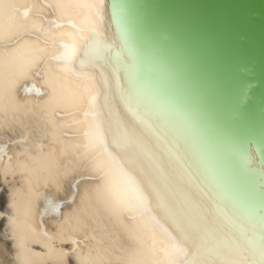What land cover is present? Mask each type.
Returning <instances> with one entry per match:
<instances>
[{
    "label": "bare ground",
    "instance_id": "bare-ground-1",
    "mask_svg": "<svg viewBox=\"0 0 264 264\" xmlns=\"http://www.w3.org/2000/svg\"><path fill=\"white\" fill-rule=\"evenodd\" d=\"M5 4L15 7H6L0 21V264H157L165 242L160 228L174 232L158 195L165 202L203 204L234 258L250 255L264 203L251 199L184 114L146 84L106 7L112 50L103 77L97 73L99 103L105 124L118 118L137 131L143 152L134 167L152 181L144 188L160 227L128 213L117 217L103 205L96 193L99 173L92 168L97 154L86 147L91 86L52 59L59 50L54 41L75 39L67 17L81 26L94 23V0ZM209 198L224 216H213Z\"/></svg>",
    "mask_w": 264,
    "mask_h": 264
},
{
    "label": "water",
    "instance_id": "water-1",
    "mask_svg": "<svg viewBox=\"0 0 264 264\" xmlns=\"http://www.w3.org/2000/svg\"><path fill=\"white\" fill-rule=\"evenodd\" d=\"M105 7L146 84L264 203V0H105Z\"/></svg>",
    "mask_w": 264,
    "mask_h": 264
},
{
    "label": "snow or ice",
    "instance_id": "snow-or-ice-1",
    "mask_svg": "<svg viewBox=\"0 0 264 264\" xmlns=\"http://www.w3.org/2000/svg\"><path fill=\"white\" fill-rule=\"evenodd\" d=\"M6 7L11 10L15 5H6L5 0H0V21L4 18ZM91 11L94 23L87 26L77 24L71 17L66 18L64 23L74 30L75 39L54 41L59 50L52 59L61 62V66L74 76L87 81L92 89L87 95L88 110L85 115L90 116L91 121L85 135L86 147L94 149L97 154L93 158L92 168L99 173L100 183L96 186L98 199L117 217L128 213L134 221L160 227L151 207L150 196L144 188L145 183L151 184L152 181L148 177L141 179L134 167L136 156L143 152L137 131L118 118L105 124L102 115L99 103L101 82L97 73L103 77V69L112 50L105 32V0H94ZM67 35L72 36V33ZM77 39L79 44L76 43ZM103 83L106 87L107 80L104 79ZM131 111L137 113V119H140L136 108H131ZM110 143L124 155L111 151ZM153 191L156 189L153 188ZM200 192L203 194V190ZM157 198L174 226V232L160 228L165 242L160 249L162 258L157 264H264V215L255 233L250 255L237 259L226 241L218 238L211 227V221L203 212V204L186 198L167 202L159 195ZM209 203L214 217L224 216V210L210 198ZM155 240L154 235L153 243Z\"/></svg>",
    "mask_w": 264,
    "mask_h": 264
}]
</instances>
